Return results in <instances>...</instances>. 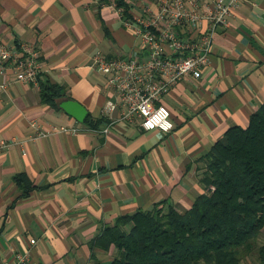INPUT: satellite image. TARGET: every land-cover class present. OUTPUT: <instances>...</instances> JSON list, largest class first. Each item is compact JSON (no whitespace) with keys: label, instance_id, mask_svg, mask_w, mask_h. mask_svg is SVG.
<instances>
[{"label":"crops","instance_id":"obj_1","mask_svg":"<svg viewBox=\"0 0 264 264\" xmlns=\"http://www.w3.org/2000/svg\"><path fill=\"white\" fill-rule=\"evenodd\" d=\"M116 1L0 0V42L33 45L38 77L68 95L52 107L13 69L1 79L0 140L16 144L0 152V264L26 252L28 264H94L90 243L118 216L162 200L189 208L203 192L202 157L229 128L246 127L264 103V0H242L228 26L218 28L201 78L182 80L164 96L171 132L127 124L118 110L104 115L114 95L93 66L94 53L112 58L139 47L109 6ZM64 100L81 104L97 126L65 112ZM61 126L80 131L39 135ZM20 173L35 186L27 197L14 181ZM114 252L93 251L99 261Z\"/></svg>","mask_w":264,"mask_h":264},{"label":"trees","instance_id":"obj_2","mask_svg":"<svg viewBox=\"0 0 264 264\" xmlns=\"http://www.w3.org/2000/svg\"><path fill=\"white\" fill-rule=\"evenodd\" d=\"M38 81L43 103L57 107L58 100L68 97L63 85L40 76ZM85 122L93 128L98 121L88 115ZM202 160L203 192L189 208L179 210L162 200L150 209L118 216L90 243L94 264H242L251 260L264 230V103L246 127L229 128ZM14 181L21 197L35 188L24 173L14 176ZM111 247L115 254L109 260H96L95 248L107 252ZM257 259L264 264V244L257 247Z\"/></svg>","mask_w":264,"mask_h":264},{"label":"built area","instance_id":"obj_3","mask_svg":"<svg viewBox=\"0 0 264 264\" xmlns=\"http://www.w3.org/2000/svg\"><path fill=\"white\" fill-rule=\"evenodd\" d=\"M123 5L113 2L114 9L125 27L131 28L139 39V47L125 56L107 57L96 51L93 66L105 76V86L114 97L102 106V113L112 117L119 111V120L145 124L164 108L171 128L174 124L169 110L162 100L180 81L201 78L210 65L213 39L221 27H227L229 19L242 0H212L207 6L203 0H122ZM127 6V8H126ZM39 52L28 43L6 44L0 42V89L6 70L11 68L19 81L39 86ZM186 61L192 67L181 71ZM114 106V107H113ZM153 130V129H151ZM80 129L54 127L42 130L40 136L52 132ZM105 132L107 131L104 130ZM14 141L0 140V152ZM36 240L31 238L30 244ZM2 264H28V252L18 253L12 260Z\"/></svg>","mask_w":264,"mask_h":264},{"label":"clouds","instance_id":"obj_4","mask_svg":"<svg viewBox=\"0 0 264 264\" xmlns=\"http://www.w3.org/2000/svg\"><path fill=\"white\" fill-rule=\"evenodd\" d=\"M51 3V0H49ZM193 65L190 61H186L184 66L181 68V71H186L188 68H191ZM114 107V106H113ZM168 113L164 108H161L156 112L154 116L145 124V127L148 129H155L159 127L162 131H167L171 128V123L167 120Z\"/></svg>","mask_w":264,"mask_h":264},{"label":"water","instance_id":"obj_5","mask_svg":"<svg viewBox=\"0 0 264 264\" xmlns=\"http://www.w3.org/2000/svg\"><path fill=\"white\" fill-rule=\"evenodd\" d=\"M60 106L65 112L75 117L78 121L83 122L87 116L86 109L74 100H64Z\"/></svg>","mask_w":264,"mask_h":264},{"label":"rangeland","instance_id":"obj_6","mask_svg":"<svg viewBox=\"0 0 264 264\" xmlns=\"http://www.w3.org/2000/svg\"><path fill=\"white\" fill-rule=\"evenodd\" d=\"M262 244H264V230L262 231V235L259 237V239L257 241V244L255 245V249H254V251L251 254V258H252L251 260H253L254 262H256L258 260L257 259V247L262 245ZM114 254H115V252H114ZM249 260H250L249 258L245 259L242 262V264H246V263L250 264Z\"/></svg>","mask_w":264,"mask_h":264}]
</instances>
